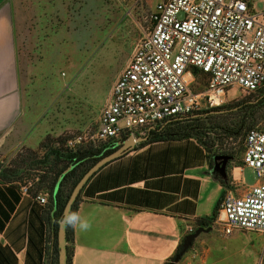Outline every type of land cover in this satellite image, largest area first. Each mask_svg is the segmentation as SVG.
<instances>
[{"label":"rangeland","instance_id":"374dc122","mask_svg":"<svg viewBox=\"0 0 264 264\" xmlns=\"http://www.w3.org/2000/svg\"><path fill=\"white\" fill-rule=\"evenodd\" d=\"M155 1L38 0L39 6L28 7L33 14L18 29L24 116L0 144V182L35 189L40 178L41 190L48 191L45 182L53 171V157L45 153L57 147L66 150L69 138L95 132L118 74L147 31ZM252 3L255 12L263 10L260 0ZM205 85L206 79L198 77L192 89ZM262 94L264 89H230L219 118L204 120L202 115L205 127L196 131H207L210 137L202 141L242 161L246 131L264 126ZM243 176L247 186L256 181L250 168ZM69 185L62 188L63 198ZM168 264H264V236L244 230L226 236L212 221L203 227L186 222Z\"/></svg>","mask_w":264,"mask_h":264},{"label":"crops","instance_id":"0c3cea01","mask_svg":"<svg viewBox=\"0 0 264 264\" xmlns=\"http://www.w3.org/2000/svg\"><path fill=\"white\" fill-rule=\"evenodd\" d=\"M31 5L40 4L0 0V144L24 116L18 29L32 16ZM137 145L104 165L81 190L75 212L91 228L72 229L70 264H164L186 222L210 219L224 195L241 196L252 186L245 185L241 158L229 159L221 171V161L194 138ZM25 187L0 182V264H37L41 248L40 264H58L56 222L51 212L47 220Z\"/></svg>","mask_w":264,"mask_h":264},{"label":"built area","instance_id":"2783aa9c","mask_svg":"<svg viewBox=\"0 0 264 264\" xmlns=\"http://www.w3.org/2000/svg\"><path fill=\"white\" fill-rule=\"evenodd\" d=\"M260 2L263 10L255 12L252 0H156L147 31L118 74L95 132L77 134L66 146L107 150L124 137L147 136L171 119L222 107L230 89H264ZM198 73L206 76V85L196 91ZM242 166L253 170L255 183L244 195H224L212 222L226 236L240 230L264 236V126L246 131ZM35 199L46 205L48 194Z\"/></svg>","mask_w":264,"mask_h":264},{"label":"trees","instance_id":"16d2710c","mask_svg":"<svg viewBox=\"0 0 264 264\" xmlns=\"http://www.w3.org/2000/svg\"><path fill=\"white\" fill-rule=\"evenodd\" d=\"M198 77H202L204 79H206V76H204L201 73L197 74V78ZM198 91V90H197ZM262 97H264V94H262ZM223 107H218L215 109L220 110ZM208 110V111H203L201 113H197L199 114L198 116H189V117H182L179 119H171L167 122H165L161 127H155L154 129H150L147 133V139L141 143H139L137 146L138 147H142L146 144L152 143V142H156V141H167V140H176V139H182V138H195L196 140H198L206 149V151L208 152V154L213 158H215L218 155H227L230 157V160L233 159V153L232 152H227V151H217V150H213L212 149V144L208 143L207 141H202L203 137L209 138L208 137V132H198L196 131V129H200L205 127V122L203 121V116L204 120L207 117H215V118H219L221 115L220 114H212L211 111L215 110ZM203 115V116H202ZM254 120V118H252ZM236 131H232L231 133L236 136L237 133H235ZM127 137H124V139ZM211 142V141H210ZM113 149H107V150H95L92 147L89 146H79L75 149H69L68 147L66 148V150H63L60 147L57 148H53V149H49L45 155L46 157L48 156H52V166H53V171L50 175V177L48 178V180H46L45 184L48 188V191H45L48 194V203L46 205H41L46 214H47V220L50 218V212L52 210L53 207V197H52V191H53V187L55 185L56 179L58 177V175L68 166L70 165H75V167L70 170L66 176L64 177L60 189L58 191L57 194V210L55 212V218L59 219L61 217L62 214V210L63 207L66 203V200L72 190V188L75 186V184L77 183V181L80 179V177L87 171V169L89 167L92 166V164H94L100 157L109 154L110 152H112ZM43 179L38 178V183L35 187V189H31V188H27V190L29 192H32L34 199L36 197V195L40 192H44L42 191V186H41V181ZM70 182L69 188L67 190V193L65 195V197L63 198L62 196V188L64 186L65 183ZM79 202V196L77 197L75 203L72 206V211H76L77 209V205ZM215 214H213V216L210 219H206V218H201L195 221V224L199 227H203L205 226L207 223L212 221V218L214 217ZM55 227H57V224L55 223ZM71 233H72V229H67V243H69L71 241ZM180 245V244H179ZM176 248V251L179 248ZM67 252H68V260H67V264H70V247L67 245ZM174 256V255H173ZM172 256V257H173ZM172 257L169 258V260L164 263V264H168V262L172 259ZM42 258V248L38 249V263L40 264V259Z\"/></svg>","mask_w":264,"mask_h":264},{"label":"water","instance_id":"95a60500","mask_svg":"<svg viewBox=\"0 0 264 264\" xmlns=\"http://www.w3.org/2000/svg\"><path fill=\"white\" fill-rule=\"evenodd\" d=\"M225 112L223 110L216 111L213 110L211 111L212 114H218ZM199 114H196L195 116H198ZM151 129H154L153 127ZM147 139V136L144 137H132L128 136L127 138L117 141L113 146L110 148L113 149L112 152L109 154H106L102 157H100L94 164H92L91 167L87 169V171L80 177V179L77 181L75 186L72 188L66 203L63 207L62 210V215L65 212V209H72L73 204L75 203L77 197L79 196L81 190L83 187L87 184V182L90 180V178L98 171L100 170L104 165L107 163L125 155L126 153L130 152L135 145L145 141ZM109 148V149H110ZM215 160H220L221 161V171H223L226 162L230 159L229 156L227 155H218L214 158ZM219 164L217 163V167ZM75 167V165H70L67 168H65L57 177L55 185L53 187L52 191V197H53V207L51 210V218L53 222L57 223V232H56V244H57V249H58V264H67L68 260V252H67V230L62 229L60 226V219L55 218V212L57 210V194L60 189L61 183L66 176V174L72 170Z\"/></svg>","mask_w":264,"mask_h":264},{"label":"clouds","instance_id":"9594fccd","mask_svg":"<svg viewBox=\"0 0 264 264\" xmlns=\"http://www.w3.org/2000/svg\"><path fill=\"white\" fill-rule=\"evenodd\" d=\"M62 229H78L81 232H87L91 228L88 219L82 216L78 211L74 212L71 209H65L64 214L60 219Z\"/></svg>","mask_w":264,"mask_h":264},{"label":"flooded vegetation","instance_id":"af4514ba","mask_svg":"<svg viewBox=\"0 0 264 264\" xmlns=\"http://www.w3.org/2000/svg\"><path fill=\"white\" fill-rule=\"evenodd\" d=\"M216 111H220V110H223V111H225V109H223V108H221L220 110H218V109H215Z\"/></svg>","mask_w":264,"mask_h":264}]
</instances>
